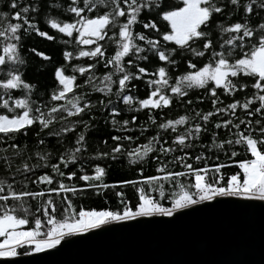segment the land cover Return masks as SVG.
I'll return each instance as SVG.
<instances>
[{
  "label": "snow or ice",
  "instance_id": "6c2138e0",
  "mask_svg": "<svg viewBox=\"0 0 264 264\" xmlns=\"http://www.w3.org/2000/svg\"><path fill=\"white\" fill-rule=\"evenodd\" d=\"M181 3L165 9L164 0H82V5L81 0H70L66 7L59 0H0L3 9L0 10V108L12 113L11 118L0 114V134L11 140L22 129L36 123L43 132L56 121L54 114L57 112L66 115L59 117L63 123L59 128H52L48 136L60 138L66 133L75 132L77 125L84 129L76 133L75 146L59 154L57 163H49L51 157L46 151H36L37 163H30L31 156L24 157V152L16 143H11L8 148H0V153H4L0 156V162L5 171L11 173V182L7 177L0 178V259L10 260L21 254L28 256L52 250L68 238L87 234L102 226L141 218L173 217L183 210L220 198L264 202V0H181ZM225 7L230 9L229 16L235 12L242 17L243 22H218L215 27L219 31V39L217 46H214L211 32L203 30L201 26L207 27L212 15L222 13ZM60 11L72 14L68 18L71 22L53 14ZM101 11L103 14H100ZM144 11H155L158 19L166 22L162 27L152 20L143 23V29L154 30L155 38L134 31V26L139 23L138 17ZM90 13L93 15L89 16ZM253 14L259 18L255 26L250 23ZM42 16L47 30L40 28L39 18ZM121 18H124L123 21ZM110 29L113 30L111 36L108 35ZM48 30L69 38L59 40L63 45H71L74 38L77 51L62 53L66 63L73 58L94 61L86 67L73 65L72 72H78L81 76L89 73L84 84L108 97L107 103L99 100L94 105L83 92L69 97L68 94L77 87L74 84L77 77L74 74L66 75L63 66H59L54 69L57 88L52 90L50 102L63 103L47 107L46 111V105L37 104L33 107L36 103L32 100L35 86L23 79L28 58L23 51L22 41L32 34L53 41L55 37L49 35ZM106 37L115 44V52L110 58H105L100 44ZM169 43L176 47L168 48ZM201 44L202 47L196 46ZM237 49L242 53L239 57L236 55ZM177 50L193 58L207 56L208 62L197 68L195 62L188 60L189 70L176 76L175 83H171L168 72L169 68L177 66V61L173 59ZM30 52L42 61L51 59L50 55L34 47ZM150 56H155L165 66L151 72L138 66L139 61H147ZM125 57L134 58L128 60L127 67L123 63ZM101 62L111 71L98 79L91 70ZM132 68L136 71H131ZM240 74L255 78L251 84L255 90L253 94L244 101L233 99L226 105L217 106L223 104L217 90L232 96L237 90L232 78ZM145 75L150 77L146 81L149 88L146 98L137 99L125 94L133 79L141 80ZM239 87L243 90L246 85L241 84ZM192 89L205 90L212 97L213 110L198 111L192 117L179 115L167 120L161 117V122H157L155 110L169 108L174 98L180 100ZM14 91H20L22 98L15 97ZM117 102H121L129 112L147 110L148 122L157 127L156 135L148 137L146 143H136L133 126L137 123V116L132 115L130 120L118 119L121 109ZM187 103L191 104L192 101ZM256 103L258 106L250 110ZM97 107L102 113L108 110L110 119H106L105 127L110 126L112 144L109 145L105 139L101 141L105 150L86 157V135L94 124L92 116L87 121L82 117ZM238 108L246 113V118L236 115ZM218 115L229 118L219 119L213 124L211 144H201L202 134L208 132L210 118ZM254 116L259 119L253 120ZM69 117L79 119L70 122L67 121ZM179 128L184 130L178 132ZM219 129H226L228 138L217 143L215 138L218 132L215 130ZM140 131H147V127L142 125ZM161 131L173 134L171 144L161 137ZM37 136V143L43 145V138H39V133ZM225 145L229 148L233 145L246 146V153L251 157L236 163L239 171L228 174L226 182H223L225 175L221 170L228 165L218 163L210 168L206 162L203 167L189 162L194 159L198 165L205 160L203 151L194 158L190 156V151L197 147L223 151ZM9 149L11 155H8ZM177 152L181 154L175 155ZM153 153L155 155L151 159L156 162L157 174L141 180L105 183V167L94 162L104 159L111 162L124 160L129 166L142 165ZM170 153L174 155L168 160ZM237 154L236 151L231 152L232 157ZM18 159L19 164L16 163ZM40 161L51 168V174L45 173L31 179L28 174L34 175L35 170L41 167ZM60 165L64 169L76 165V169L66 173ZM86 165L91 166V174L86 171ZM169 165L172 168L179 165L182 170L173 171ZM140 171L142 173V168ZM17 176L21 177L19 181ZM74 178L84 182V187L65 183V179L73 181ZM29 181L33 185L46 187L40 191H29ZM16 184L25 190H17ZM117 185L121 188L131 185L135 202L116 191L118 204L115 209L106 207L97 210L81 206L77 210L69 197V194L75 197L85 189L100 195L104 190L115 189ZM53 195L59 199H53ZM45 196L47 199H44ZM28 198L37 202L38 214L31 211Z\"/></svg>",
  "mask_w": 264,
  "mask_h": 264
},
{
  "label": "trees",
  "instance_id": "16d2710c",
  "mask_svg": "<svg viewBox=\"0 0 264 264\" xmlns=\"http://www.w3.org/2000/svg\"><path fill=\"white\" fill-rule=\"evenodd\" d=\"M60 3H62L65 7L68 3H70V0H59ZM226 2V0H225ZM181 3V0H164V8L169 9L171 7H174L175 4ZM82 5V0H81ZM182 6V3H181ZM0 10L2 9V6H0ZM230 9L228 7L224 8V11L220 14L214 13L212 17L210 18V22L207 27L201 26L203 30L211 32V39L213 41V45L217 46V41L219 39V31L216 29V24L218 22H223L225 24L234 23L236 21L243 22V19L240 15L236 14L235 12L232 13L231 16H229ZM57 18H60L62 20H66L68 22H71L68 18L72 14L64 13L62 11L60 12H54L53 13ZM100 14H103L102 11ZM93 14H89L91 16ZM124 18H121V21H123ZM40 20V28L41 30H47L44 27L45 18L42 16L39 18ZM139 23H137L134 26L135 32H143L145 35L150 36L151 38H155V32L154 30H145L143 29L142 25L143 23H147L149 20H152L153 22L157 23L158 27H162V25L166 22H162L158 19L156 12H148L144 11L141 13V15L138 17ZM259 22V18L253 14L250 17V23L255 26ZM113 30H109L108 35H112ZM49 35H53L55 39L53 41H48L44 38L37 37L35 34H32L29 37H26L22 43H23V51L27 55L28 58V65L26 69L24 70V76L23 79L26 82H29L30 84H33L35 86V91L32 95V100L36 103L33 105L35 107L37 104L41 106H45V111L47 110V107L54 106L56 103H63V101L60 102H50V95L52 90L57 88V84L54 80L53 73L54 69L59 66H63L65 70L66 75H76V80L74 81V84L77 85V87H74L73 93H69V97H71L73 94L80 95L81 92L87 94V99H89L94 105H97V102L99 100H104L105 103H107L108 97L104 96L102 93L94 92L91 87L84 84V81L88 79L89 73H85L83 76H81L78 72L73 73L72 72V66H87L90 63H94V61L88 60L87 58H81L79 60L73 58L69 62H65L62 58L63 51H72L75 53L77 51V46L75 45L74 38L71 45H63L59 43V40L61 39H69L67 37H63L62 34L56 33L52 30H48ZM75 36V33H74ZM143 43V42H139ZM100 44L103 47V50L105 52V58H110L114 52H115V44L113 42H109L107 40V37L104 41H100ZM164 45L162 44V47ZM199 47H202L201 45H196ZM36 48L38 51H42L47 55H50L51 59L47 62L42 61L40 58L36 57L33 53L30 52L31 48ZM168 48H175L176 46L169 43L167 45ZM242 53L239 52V49H237L236 55L239 57ZM134 59L133 57H125L124 58V65L128 66V60ZM173 59L177 61V66L174 68H169V76L171 77V83H175V77L188 71L187 68V62L188 60H192L196 63L197 68L202 67L204 63H207V56L203 58H193L189 55L181 54L179 50H177L174 55ZM139 67L146 68L149 72L154 71L157 67L165 66L163 62L158 61V59L155 56H150L147 61H139L138 62ZM131 71L135 72V68L130 69ZM92 74L95 75L98 79L102 77L106 72L111 71V68H105L104 63H97L95 64L94 70H91ZM150 77L145 75L142 77L141 80H135L133 79L131 84L129 85V91L125 94H130L136 97L137 99H143L146 98L149 88L146 84V81ZM98 79L96 82H98ZM233 83L237 85V90L235 93H233L232 96H226L223 93V90L218 89L217 95L221 101H223V104H218L217 106H223L227 103L232 102L233 99L238 101H244L246 98L250 97L254 89L251 88V84L255 82L254 77H245L242 74L238 75L237 77L232 78ZM244 84L246 87L243 90H240V85ZM135 85L133 88L132 86ZM115 90V89H114ZM13 95L18 98H22V93L20 91H14ZM112 99L115 101V97L113 96ZM212 97L208 96L203 89H192L189 90L188 95L186 97L180 98V100L173 99V103L169 108L162 109V110H155L154 116L157 120V122H161V117H163L164 120L167 119H174L178 117L179 115H189L190 117L194 116L196 112L202 111L207 112L213 110L212 103H211ZM191 100L192 103L188 104L187 101ZM119 103L120 109H121V116L118 117V119H131L132 115L137 116V123L133 126L134 128V135L137 137L136 143H146L148 137L155 136L157 133V127L155 125L150 124L148 122L147 118V110H141L140 112H129L128 109L121 103ZM258 106V103L252 105L250 107V110H254L255 107ZM107 111L104 110L103 113L97 107L96 109H93L89 114L83 115L82 119L87 121L89 120V117H93V124L94 127L90 128L87 131L86 140H87V152L84 154L86 157H92L96 155L97 151L105 150L103 147V144L101 141L107 139L108 144L111 145V129L109 127H105L106 119H110V117L107 116ZM19 110H17V113ZM0 114L7 115L9 118H11L12 113H7L6 110L0 108ZM56 117V121H54L53 125L50 129H46L43 132L40 130V126L38 123L34 124L33 126L26 127L25 129H22L20 133H17L13 136L11 140H8L6 137L3 136V134H0V148H8V146L11 143H16L18 148L24 152V157L31 156L30 163H37V159L35 157L36 151L41 152H47L50 155L49 163H57L58 156L60 153L64 152L67 149H70L71 147L75 146V140H76V133L84 131L82 126L77 125L75 132L66 133L62 137L57 138L55 136H48L47 133L52 130V128H59L61 126L62 121H60L59 117L61 115H66L57 112L54 114ZM236 115L240 118H246V113L243 112L241 109H237ZM229 117H220L214 116L210 118V122L207 125L208 132L202 134V138L200 143L204 145H209L212 142L213 137L211 136V132L213 129V124L217 122L219 119H228ZM77 117H69L67 118V121L75 122ZM259 119L258 116H254L253 120ZM238 122V121H237ZM144 125L147 127V131H144L141 133L140 128ZM243 129V126H241ZM184 129L179 128L178 132H182ZM218 132V136L215 138L216 142L219 143L225 139L228 138L227 130L226 129H219L215 130ZM39 133V138H43L44 144L39 145L37 143ZM255 135V134H254ZM173 134L169 132H163L161 131V137L168 141V144H171ZM258 138V137H257ZM135 145H133L134 147ZM167 146V145H165ZM201 151H203V154L205 156V160L201 161L198 165L195 164L194 159L189 160L190 163H193L194 166L197 167H203L204 163L206 162L209 167H214L218 163H223L225 165H228L227 167L223 168L221 171L225 175V181L228 174H234L239 171V169L236 167V163L239 161H242L246 158H251L250 154L246 153V146H239V145H233L231 148H229L227 145H225V149L223 151H217L215 149L210 148H203L200 147L195 148L194 150L190 151V156L195 157L197 154H199ZM236 151L238 154L235 157L231 156V152ZM181 153L177 152L175 155H179ZM4 153H0V156H3ZM8 155H11V149H9ZM155 155V153L150 154L149 157L146 159V161L140 165L137 164L135 166H129L127 165L126 161L119 160L117 162H111L110 160L104 159L101 161H94L101 164V166L105 167L106 169V175L103 178L105 183L114 184L121 181H128V180H141L143 177L156 175L155 167L156 162L151 159V156ZM174 154L170 153L167 156L168 160H171ZM24 157H21L20 159H23ZM163 159V158H162ZM17 164L20 163V160L18 159L16 161ZM41 167L37 168L35 170L34 175L28 174L31 179H35L37 176H40L42 174L48 173L51 174V168L48 166H44V162L40 161ZM60 168L62 171L70 172L76 169V165H70L68 169H64L63 165H60ZM142 168V173L140 169ZM169 168L173 171H181L182 169L177 165L175 168H172L171 165H169ZM86 171L91 174V166L86 165ZM211 176V173L209 174ZM242 176V174H241ZM7 177L9 179V182H11V173L5 171L4 166L2 162H0V178ZM16 179L19 181L21 179L20 176H17ZM183 181V178H181ZM65 183H74L77 187H84V182L79 181L78 179L74 178L73 181H67L65 179ZM54 186V185H52ZM17 190H25L23 189L20 184L15 185ZM45 185H33L29 181L27 190L29 191H40L44 189ZM147 188V186H144ZM167 188V185H166ZM120 191L124 194L126 198H128L133 203L135 202V192L131 185H127L124 188H121L117 185L115 189H107L104 190L102 194L96 195L93 193L91 189H85L83 193H78L77 196L73 197L71 194H69L70 199L73 200L77 210H79V207L83 206L84 208L90 209L95 208L97 210L101 208H112L115 209L118 204V198L115 196V192ZM155 195V194H154ZM39 199V198H38ZM44 199H47V196L44 197ZM53 199H59V197H56L53 195ZM11 203V202H9ZM28 205L31 208V211L33 213H36V205L37 202L34 200H31V198H28ZM59 211H62L60 209ZM58 211V215H59ZM38 214V213H36ZM27 227V226H25ZM22 252V250H21Z\"/></svg>",
  "mask_w": 264,
  "mask_h": 264
},
{
  "label": "water",
  "instance_id": "95a60500",
  "mask_svg": "<svg viewBox=\"0 0 264 264\" xmlns=\"http://www.w3.org/2000/svg\"><path fill=\"white\" fill-rule=\"evenodd\" d=\"M0 264H264V202L220 198L66 239Z\"/></svg>",
  "mask_w": 264,
  "mask_h": 264
},
{
  "label": "rangeland",
  "instance_id": "374dc122",
  "mask_svg": "<svg viewBox=\"0 0 264 264\" xmlns=\"http://www.w3.org/2000/svg\"><path fill=\"white\" fill-rule=\"evenodd\" d=\"M22 255V254H21Z\"/></svg>",
  "mask_w": 264,
  "mask_h": 264
}]
</instances>
